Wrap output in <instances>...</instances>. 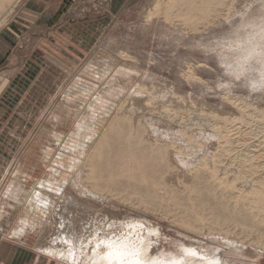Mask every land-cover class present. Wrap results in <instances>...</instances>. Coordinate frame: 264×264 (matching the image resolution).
Here are the masks:
<instances>
[{
	"label": "rangeland",
	"instance_id": "374dc122",
	"mask_svg": "<svg viewBox=\"0 0 264 264\" xmlns=\"http://www.w3.org/2000/svg\"><path fill=\"white\" fill-rule=\"evenodd\" d=\"M155 1L20 0L0 27V264H73L62 256L64 244H52L58 233L75 241L94 236L79 263L92 264L95 240L127 232L131 222L154 229L143 233L151 257L181 256L192 247L210 255L222 251L224 264H264V252L232 250L222 240L192 235L170 216L141 209L128 189L93 194L82 179L87 154L116 116L135 115L152 139L179 145L190 157L187 171L203 159L211 165L220 149L221 139L207 123L219 122L216 115L240 117L228 98L264 108V55L249 58L239 78L236 71L250 44L257 42L264 54V0H237L229 19L199 31L149 19ZM188 72L195 77H185ZM138 87L154 92L161 110L188 109L181 118L200 124L198 146L178 137L186 130L179 122L149 113V96L137 95ZM233 123L230 136L238 143L219 169L229 167L235 176L241 154L255 145L260 153L253 161L263 165L264 128L253 119ZM247 178L236 183L239 190H251ZM38 195L47 207L31 203ZM233 232L236 240L254 237Z\"/></svg>",
	"mask_w": 264,
	"mask_h": 264
},
{
	"label": "bare ground",
	"instance_id": "6f19581e",
	"mask_svg": "<svg viewBox=\"0 0 264 264\" xmlns=\"http://www.w3.org/2000/svg\"><path fill=\"white\" fill-rule=\"evenodd\" d=\"M19 1L0 0V27L6 23L7 17L12 13ZM236 1L156 0L154 8L148 14V18H163L167 22H172L173 25L177 22L180 26H187L192 31H199L200 28L210 27L212 23L218 20L229 19L235 13L234 4ZM262 34L264 35V33ZM250 45L247 50V57L253 58L257 55L261 58L264 55L257 42ZM184 76L188 79L195 77L192 72H188ZM136 91L137 95L148 94L149 97L147 96L145 108L149 113L157 111L155 114L160 113L167 120L179 122L177 126L182 125L186 130L180 132L181 136L179 135L178 137L184 138L187 143H193L192 147H194V144L196 147L198 146L200 142L198 141L196 128L200 124L195 122L196 118H188L189 120L187 121L184 120L187 118H181V113L188 111V109L184 110L185 108L178 107L172 110L171 108L164 109L162 107L163 111V109L161 110L155 106L154 101L156 100L153 97L154 95H152L154 92L145 87H138ZM233 98H228V100L236 107L235 109L240 117L237 116L238 118L233 119V116L230 118L229 116L219 117L216 115L219 122L217 121L215 124L207 123L221 139L220 149L214 156L212 164L208 163L209 160L203 159L198 166L191 167L188 170L186 168L187 171L183 168L187 166L190 157L185 155L186 151H183L179 145L169 141L163 143L152 139L149 136L150 129H148L147 125L142 121L134 122L133 116L135 115L132 117H127L125 114L119 117L116 116L109 126L104 125L105 131L100 140L93 144L87 154V169L82 179L86 183L88 190L93 194H101L105 188H110L108 191L114 193L119 191L120 187H123V190H129L127 194L131 196L129 199L131 201L134 200V203L141 209L155 211L165 215V217L170 216L175 225L187 230L192 235L194 233L222 240L228 243L232 250H241L243 247L251 246L259 252H264V172L260 173L259 170L264 169V163L261 162L263 164L261 165L259 164L260 162L254 163L253 161L257 154L260 153L256 149L258 147L253 145L254 147L251 151L246 149V153L241 154L239 163L236 164H239L240 168L237 175L234 176L229 167H226L223 172L219 169V164H222L221 160L233 152L234 143H238L230 136L233 122L236 120L246 122L249 119H253V121L255 120L262 126L260 128H264V108L260 109L259 106H253L241 98ZM232 104L231 107H233ZM132 112L135 113L134 107H132ZM211 114L214 115L213 113ZM221 123L222 125H220ZM259 129L257 128V131ZM243 135L246 134L244 133ZM256 135L261 134L258 133ZM237 143L235 144L237 145ZM239 143L241 142L239 141ZM242 145L244 146V142ZM236 159L235 162L237 161ZM247 163H249L248 167H246L249 168L248 170L243 168ZM227 165L230 166L231 163ZM64 167L68 169L67 162H65ZM180 171H184L189 182L186 180L182 181L181 178L184 176L181 175ZM232 175L234 176L233 179L231 178ZM245 177L252 181V188L249 192L239 190L236 186V183ZM116 195L114 194L113 196ZM39 198L40 195H38L36 200H33L34 202H31L36 209L39 206L47 207L48 203H43L42 200L39 201ZM129 199L127 198V200ZM136 204H133V206ZM58 211L60 212L61 210H54V214L61 216ZM129 225L135 226L131 229L128 227L127 232L132 233L131 239L135 240L139 245L142 256L145 258L150 257L149 236L146 237L143 233L146 231V233L151 234L154 229L144 227L141 229L139 226L142 224L133 222L129 223ZM237 229L240 232L249 234L247 235L249 237L251 235H254V237H252L251 241L245 238L236 240V238H233L235 234L233 230ZM137 234H139V237ZM107 237L103 236L95 240L94 245L98 240L106 239ZM66 241L72 243H66ZM74 242L75 239L72 240L71 237L62 233H58L52 239L53 245L60 243L65 245L64 248H67V253L62 254L63 258L73 264H79L83 260V246ZM48 249L46 248V251L49 253L55 251V249ZM101 250L94 249L91 256V260L95 259L96 264H104L97 255L98 251ZM195 250L198 253L195 257L185 255L182 251L181 256L154 258L164 262V264L174 260L179 261V264H210L213 257L218 260L219 264H224L225 262L223 261L225 253L222 251H217L210 255L202 253L198 249ZM69 251L73 254L69 255ZM58 255L61 254L59 253ZM201 256L203 259L200 258Z\"/></svg>",
	"mask_w": 264,
	"mask_h": 264
},
{
	"label": "snow or ice",
	"instance_id": "6c2138e0",
	"mask_svg": "<svg viewBox=\"0 0 264 264\" xmlns=\"http://www.w3.org/2000/svg\"><path fill=\"white\" fill-rule=\"evenodd\" d=\"M261 32L264 33V18H262V22L260 25ZM249 57H244L242 61H238L236 71L237 78H239V72H242L246 68V63ZM264 75V74H262ZM130 229L134 228V225L128 226ZM143 229V225L139 226ZM98 235V234H97ZM131 232H123L117 236H108L106 239H100L94 245L95 250L98 251L97 255L99 260H102L104 264H164V262L157 260L154 257L145 258L142 256L141 249L135 240L131 239ZM139 237V234H137ZM95 239V237H90L87 240H81L77 238L74 242L76 244H80L81 246H87L91 243V240ZM66 243H72L66 241ZM185 255L197 256L198 253L195 249L185 248L182 250ZM73 253L69 251V255ZM203 259V257H200ZM92 264H96V260L92 261ZM167 264H179V261H168ZM210 264H219L218 260L213 257L210 261Z\"/></svg>",
	"mask_w": 264,
	"mask_h": 264
},
{
	"label": "crops",
	"instance_id": "0c3cea01",
	"mask_svg": "<svg viewBox=\"0 0 264 264\" xmlns=\"http://www.w3.org/2000/svg\"><path fill=\"white\" fill-rule=\"evenodd\" d=\"M1 53V52H0ZM0 61H2V55L0 54Z\"/></svg>",
	"mask_w": 264,
	"mask_h": 264
}]
</instances>
